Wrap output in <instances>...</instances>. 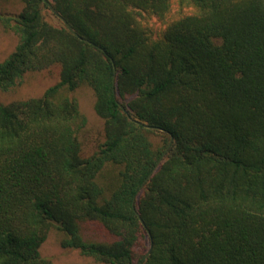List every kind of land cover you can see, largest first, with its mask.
Segmentation results:
<instances>
[{
  "label": "trees",
  "instance_id": "trees-1",
  "mask_svg": "<svg viewBox=\"0 0 264 264\" xmlns=\"http://www.w3.org/2000/svg\"><path fill=\"white\" fill-rule=\"evenodd\" d=\"M22 1L0 12L18 37L0 90L53 64L60 75L0 102V264H52L50 228L108 264H264V0H188L195 11L157 39L138 16L172 0H48L76 34L46 0ZM81 84L104 130L88 156L85 117L60 96Z\"/></svg>",
  "mask_w": 264,
  "mask_h": 264
},
{
  "label": "rangeland",
  "instance_id": "rangeland-1",
  "mask_svg": "<svg viewBox=\"0 0 264 264\" xmlns=\"http://www.w3.org/2000/svg\"><path fill=\"white\" fill-rule=\"evenodd\" d=\"M22 8V0H0V12L18 13ZM194 11V6L188 0L183 2L172 0L164 17L157 18L155 15L143 12L138 16V19L149 37L157 39L169 22ZM17 43V35L0 24V61L13 51ZM59 75L60 66L58 64L38 71H27L18 84L8 90H0V102L8 104L12 101L38 97L46 88L59 80ZM60 96H67L76 100L80 113L85 117V124L76 134L80 142L81 154L83 156L92 154L104 140L103 121L94 110L95 96L92 88L81 84L71 92L61 91ZM149 138L155 146L160 144L158 133H150ZM85 233L88 234L86 231ZM60 238L59 231L50 228L45 240L39 247L40 254L49 258L52 264H108L82 255L76 249L62 247Z\"/></svg>",
  "mask_w": 264,
  "mask_h": 264
},
{
  "label": "water",
  "instance_id": "water-1",
  "mask_svg": "<svg viewBox=\"0 0 264 264\" xmlns=\"http://www.w3.org/2000/svg\"><path fill=\"white\" fill-rule=\"evenodd\" d=\"M47 1V4L48 6L50 7L51 11H53L62 21L63 23L66 25L67 29H69L73 34H76L74 32V30L69 26V24L66 22V20L60 16L59 14H57L52 6V4L50 3V1L46 0ZM123 111H125V109L122 107ZM147 127H150V128H156L158 129L157 127H154V126H147ZM171 141H172V137L168 143V145L165 147V149L163 150V152L161 153V155L159 156V158L157 159L156 163H155V166L153 167V169L151 170V172L146 176V178L143 180V182L141 183L140 187L138 190H140L142 188V186L146 183V181H148L149 177L152 175V173L154 172V170L157 168V166L159 165V163L161 162V160L163 159V157L165 156V154L167 153L168 151V148L170 147V144H171ZM140 218V217H139ZM140 221L141 223H143L142 219L140 218ZM148 252L144 255L143 259L147 256ZM140 264V263H138Z\"/></svg>",
  "mask_w": 264,
  "mask_h": 264
}]
</instances>
